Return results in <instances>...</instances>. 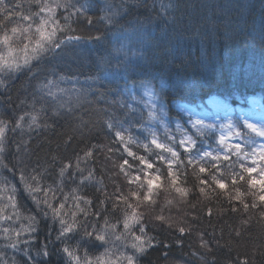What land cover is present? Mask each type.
I'll list each match as a JSON object with an SVG mask.
<instances>
[{
    "label": "trees",
    "instance_id": "16d2710c",
    "mask_svg": "<svg viewBox=\"0 0 264 264\" xmlns=\"http://www.w3.org/2000/svg\"><path fill=\"white\" fill-rule=\"evenodd\" d=\"M141 85L181 122L264 104V0H0V264H264L257 170L182 154L147 173L116 135Z\"/></svg>",
    "mask_w": 264,
    "mask_h": 264
},
{
    "label": "rangeland",
    "instance_id": "374dc122",
    "mask_svg": "<svg viewBox=\"0 0 264 264\" xmlns=\"http://www.w3.org/2000/svg\"><path fill=\"white\" fill-rule=\"evenodd\" d=\"M137 90L129 91V106L136 113L138 109L139 123L124 122L122 131L116 135L124 138L125 145L139 144L148 149V154L140 155L147 173L154 170L159 159L173 166L182 154L194 160L214 162L220 156L234 157L257 170L256 183L264 186V104L260 99L251 98L246 106L236 108L215 99L195 105L180 104L176 108L184 115L181 122L166 117L151 88L141 85ZM153 172L156 177L143 183L142 201L146 203L155 200V193L159 192V182L155 181L158 171ZM11 254L12 251L8 255Z\"/></svg>",
    "mask_w": 264,
    "mask_h": 264
}]
</instances>
